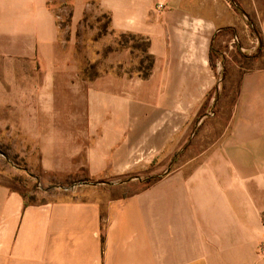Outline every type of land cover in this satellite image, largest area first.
I'll list each match as a JSON object with an SVG mask.
<instances>
[{"label": "crops", "instance_id": "crops-1", "mask_svg": "<svg viewBox=\"0 0 264 264\" xmlns=\"http://www.w3.org/2000/svg\"><path fill=\"white\" fill-rule=\"evenodd\" d=\"M94 2L147 41L148 77L79 71L70 46ZM253 24L264 38V0H0V132L39 149L45 183L82 155L90 179L39 201L0 181V264H264V47L221 71L210 57L230 30L251 48ZM225 100L223 133L173 167Z\"/></svg>", "mask_w": 264, "mask_h": 264}, {"label": "rangeland", "instance_id": "rangeland-1", "mask_svg": "<svg viewBox=\"0 0 264 264\" xmlns=\"http://www.w3.org/2000/svg\"><path fill=\"white\" fill-rule=\"evenodd\" d=\"M59 3L56 4V11L61 14L58 22L62 39L65 40L71 36L68 22L70 5L65 4L62 7ZM252 21L256 23L254 20ZM250 30L252 31V25ZM230 31L228 37L219 39L222 51L213 49L214 67L218 71L224 69L223 60L232 56L241 59L252 58L256 56L258 50L249 53L235 48L231 49L229 42L234 33L232 30ZM147 46L148 43L143 37L130 33L121 34L112 30L109 13L101 9L97 2H94L78 28L76 41L71 42L70 48L75 49L79 71L95 76L109 70L120 74L146 73L152 63ZM231 94L234 95L235 91H232ZM230 101L225 100L227 109L224 114L215 116L211 111V114L205 119L204 124L207 125V129L209 128V133L206 132L204 136V131L201 132L203 126L197 129L195 126L196 119L193 121L189 140L186 143L188 148H183L174 157L175 164H173V167L176 163H180L182 157L183 161L195 157L223 133L228 121ZM209 104L214 108V100L211 101L209 98L206 105ZM209 117L211 118L209 119ZM213 118L217 119L215 129L210 127V124L214 122ZM24 142L26 141L20 140L18 137L12 138L8 133L0 132V181L24 191L29 201L44 200L56 193L70 192L72 194L73 190L81 188L86 181L90 180L83 171L84 156L82 155L77 158L80 163L78 165L82 167L80 171L71 175H61L53 182L54 184L45 183L44 180L38 177L39 149L26 143L23 144ZM47 189L50 190L47 191Z\"/></svg>", "mask_w": 264, "mask_h": 264}, {"label": "trees", "instance_id": "trees-1", "mask_svg": "<svg viewBox=\"0 0 264 264\" xmlns=\"http://www.w3.org/2000/svg\"><path fill=\"white\" fill-rule=\"evenodd\" d=\"M70 20V19H69ZM69 20H68V22H69ZM252 32H253V34L254 35H256L258 38H259V40H260V45H259V48H258V52L259 51H261L262 49H263V47H264V38H263V36H262V33H261V31L255 26V24H253L252 25ZM134 35V34H133ZM141 37V36H140ZM147 51H148V46H147ZM258 52H256V53H258ZM148 53H149V51H148ZM150 54V57H151V59H152V63H151V65L149 66V68H148V71L146 72V73H140L141 75H143V76H145V77H148L150 74H151V72H152V69H153V66H154V61H155V57L151 54V53H149ZM211 56V65L214 67L215 66V63L213 62V48L211 49V54H210ZM158 178V176H155V177H152V178H149L147 181L148 182H150V181H152V180H155V179H157Z\"/></svg>", "mask_w": 264, "mask_h": 264}, {"label": "built area", "instance_id": "built-area-1", "mask_svg": "<svg viewBox=\"0 0 264 264\" xmlns=\"http://www.w3.org/2000/svg\"><path fill=\"white\" fill-rule=\"evenodd\" d=\"M160 7H164L163 4L160 5ZM257 37V36H256ZM231 49H238L241 51H245V52H249L252 53L253 51L257 50V47H259L260 45V40L257 37L256 40L254 41V44L251 48H247L246 46H244V44L242 43V39L240 37L239 34H234L229 42ZM264 249V248H263Z\"/></svg>", "mask_w": 264, "mask_h": 264}]
</instances>
